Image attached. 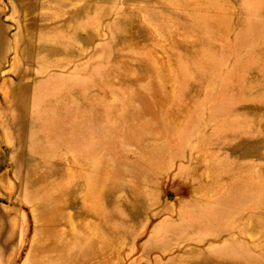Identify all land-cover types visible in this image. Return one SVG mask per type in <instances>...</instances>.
<instances>
[{
	"label": "rangeland",
	"instance_id": "1",
	"mask_svg": "<svg viewBox=\"0 0 264 264\" xmlns=\"http://www.w3.org/2000/svg\"><path fill=\"white\" fill-rule=\"evenodd\" d=\"M0 264H264V0H0Z\"/></svg>",
	"mask_w": 264,
	"mask_h": 264
}]
</instances>
